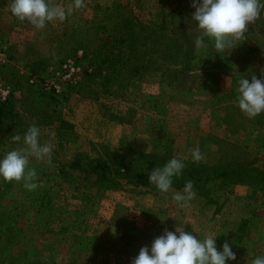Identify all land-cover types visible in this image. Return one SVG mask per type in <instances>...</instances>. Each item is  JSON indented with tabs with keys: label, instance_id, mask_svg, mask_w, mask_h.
Wrapping results in <instances>:
<instances>
[{
	"label": "rangeland",
	"instance_id": "1",
	"mask_svg": "<svg viewBox=\"0 0 264 264\" xmlns=\"http://www.w3.org/2000/svg\"><path fill=\"white\" fill-rule=\"evenodd\" d=\"M48 2L71 14L37 29L12 15V0H0V157L25 148L12 136L23 138L33 125L40 143L53 145L51 163L30 158L35 190L0 179V232L15 223L39 250L34 259L12 249L0 264H132L142 247L177 228L218 236V249L228 242L237 258L227 264L264 256V177L196 183L195 198L180 208L148 179L117 185L74 167L84 154L151 173L177 158L207 171L249 167L263 176L264 113H243L236 89L244 76L264 79V12L236 48L218 52L207 37L196 46L192 0H83L78 9L75 0ZM70 58L80 72L66 82L58 73ZM63 167L64 178L45 177ZM184 185L173 180L174 191ZM117 249L123 253L115 256Z\"/></svg>",
	"mask_w": 264,
	"mask_h": 264
},
{
	"label": "clouds",
	"instance_id": "2",
	"mask_svg": "<svg viewBox=\"0 0 264 264\" xmlns=\"http://www.w3.org/2000/svg\"><path fill=\"white\" fill-rule=\"evenodd\" d=\"M74 8L83 7V0H75ZM195 11L191 18L196 23L199 35L196 46L204 45V38L214 41L218 52L233 50L235 40L244 36L246 26L258 20L264 12V0H192ZM72 8L51 5L48 0H12L11 13L20 21L27 20L37 29H43L46 23L59 20L63 22L71 14ZM236 102L240 110L249 118L264 113V79L253 76L251 81L245 76L238 81ZM41 130L38 126L29 127L23 138L12 136L13 142L23 139L25 148L13 149L0 157V179L6 182L22 181L25 189L32 191L38 185L35 182L37 172L29 168L30 158L47 160L51 163L53 145L41 144ZM193 159L200 161L203 156L196 148ZM185 164L172 158L162 167H156L148 176L150 184L164 194L172 192V199L180 208L186 207L196 196L194 185L186 181L182 191L173 190V178L182 174ZM209 235L203 239L190 232L176 229L165 230L155 238L150 248L142 247L132 264H227L235 261L236 254L228 242L218 249L216 238ZM252 264H264V256H256Z\"/></svg>",
	"mask_w": 264,
	"mask_h": 264
},
{
	"label": "trees",
	"instance_id": "3",
	"mask_svg": "<svg viewBox=\"0 0 264 264\" xmlns=\"http://www.w3.org/2000/svg\"><path fill=\"white\" fill-rule=\"evenodd\" d=\"M147 30V29H143ZM149 36L151 38H153L155 36V33L153 31H150ZM165 37V32H163V36ZM168 40V37H165ZM166 57L167 59L169 58H173V53L172 50H170V48H167L166 51ZM172 60H168V62L171 63ZM172 64V63H171ZM176 64H174L173 66H175ZM255 166V165H254ZM74 167H79L81 174L85 173L87 175L92 174L97 176V180L100 181L102 179H106L107 181L113 182L114 184H121V180H128L130 182H132L134 185L139 186V185H143V183L146 181V179H148V176L150 173H148V169L142 167V168H119V167H115L110 165L108 162L104 161L101 158L98 159H92L87 155L84 154H79L77 155ZM157 167V166H156ZM155 167V168H156ZM160 167V166H158ZM250 170V171H249ZM252 173V169L249 167H245L243 169V171H240L239 168H228L227 166H222L220 167L218 170H214V171H207L205 168H201V167H197L194 163H185V168L182 171V174L179 177H174L173 180L176 182H185L186 181H191L194 185V188H196V183H197V187L200 189V187L198 186L201 182H204L205 185L212 181V180H216L220 183V185H225V183L227 182L228 179H233V180H241V179H245V178H252L253 176L256 177H264V175L262 176V173H259L258 175H253ZM45 177L49 178H56V177H60V178H64L66 175H69L68 173H66V169L63 167L61 169L58 170L57 175L55 177H52L50 175H48V173L45 172ZM86 178H88L87 176H85ZM231 183V182H229ZM23 184H20L21 188H24L22 186ZM51 191H54V187L51 186L50 187ZM196 191V189H195ZM201 192V191H199ZM7 193H5L4 196H6ZM3 197V195H2ZM49 199L47 198V201ZM49 203V202H48ZM10 209H4L3 210V215L6 216L7 214H12L11 212L13 211H8ZM4 216V217H5ZM2 222V221H1ZM4 230L0 232V256H3V254L8 255V257L13 256L12 255V249L18 248L20 251L21 250H25L28 252V254H35L33 255L34 259L37 258L36 254L38 253L39 250L36 249V246L33 244L28 245L27 243H25L24 236L19 235L20 230L17 229V227L15 226V223H10L8 221H6V223L4 224ZM45 227L48 228L49 225L45 224ZM19 232V233H18ZM25 248V249H24ZM118 252L123 253L122 250H116L114 251L115 256L118 255ZM14 257V256H13ZM36 257V258H35ZM105 261H108V259L110 258V256H106ZM112 257V255H111ZM28 258V256H27ZM98 258H95L94 260L96 261ZM16 261V259H15ZM40 261L37 262H33L31 264H40ZM9 264V263H8Z\"/></svg>",
	"mask_w": 264,
	"mask_h": 264
},
{
	"label": "built area",
	"instance_id": "4",
	"mask_svg": "<svg viewBox=\"0 0 264 264\" xmlns=\"http://www.w3.org/2000/svg\"><path fill=\"white\" fill-rule=\"evenodd\" d=\"M79 72H80V67L75 62L74 59L70 58L64 63V65H62L61 72L58 74L63 80L67 82L72 80ZM53 86L54 88L59 89L58 85L53 84Z\"/></svg>",
	"mask_w": 264,
	"mask_h": 264
},
{
	"label": "crops",
	"instance_id": "5",
	"mask_svg": "<svg viewBox=\"0 0 264 264\" xmlns=\"http://www.w3.org/2000/svg\"><path fill=\"white\" fill-rule=\"evenodd\" d=\"M260 241H261L260 243H262L264 245V236H263L262 240H260Z\"/></svg>",
	"mask_w": 264,
	"mask_h": 264
}]
</instances>
